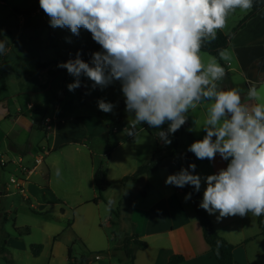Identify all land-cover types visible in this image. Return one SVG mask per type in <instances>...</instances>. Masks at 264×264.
<instances>
[{"label": "clouds", "instance_id": "clouds-1", "mask_svg": "<svg viewBox=\"0 0 264 264\" xmlns=\"http://www.w3.org/2000/svg\"><path fill=\"white\" fill-rule=\"evenodd\" d=\"M39 6L52 28H67L75 36L87 30L100 45L90 61L78 51L57 67L74 78L67 85L70 92L88 87L82 77L92 82L91 90L118 81L125 111L134 114L128 135L135 136L141 123L154 128L167 123L157 137L170 145V136L185 125L190 110L209 104L200 127L205 135L187 151L209 161L218 154L227 166L201 176L190 163L169 174L166 185L192 186L198 193L203 182L199 207L210 215L218 212L217 220L264 215V90L250 86V104L242 103L240 89L218 90L224 67L215 57L205 63L200 55L204 44L226 27L228 15L251 8L252 0H39ZM5 51L0 42V54ZM97 104L105 113L115 108L104 99Z\"/></svg>", "mask_w": 264, "mask_h": 264}, {"label": "rangeland", "instance_id": "rangeland-1", "mask_svg": "<svg viewBox=\"0 0 264 264\" xmlns=\"http://www.w3.org/2000/svg\"><path fill=\"white\" fill-rule=\"evenodd\" d=\"M38 3L39 0H0V35L7 31L12 33L7 38L8 47L0 62V160L3 155L4 161L9 163L7 168H2L0 165V182L7 185L9 190L6 199L3 200V206L12 213L7 220L8 231L11 234H14L15 226L30 228L33 225H40L44 220L51 221L53 216L61 213L62 208H65L67 212V216L62 219L65 223H61L66 229L68 222L72 221L73 223L75 219V209H70L67 204H62L58 208L49 206L46 210H39L31 206H37L35 198L31 197L28 202L25 196L20 193L27 173H22L18 169L19 163L16 162L19 161L18 158H13L12 153L8 156L6 152H8V148L12 149L14 144L19 141H24L28 146H33L42 152L41 148L48 137L46 132L36 127L38 120L33 119L31 104H43L49 116L59 115L61 120L68 122V126L71 124L69 121L71 117H83L82 124L93 136L91 144L88 142L86 144L90 145L96 154L103 152L105 147H108L109 151L115 147L121 137H125L130 125L134 123V114L125 111L124 97L118 81L103 90L99 88L91 90L92 82L82 77V84H86L88 87L82 86L74 92H70L67 85L73 82L74 78L67 73L66 69L55 77L53 76L54 71L62 70L57 67V64L69 60L68 51L77 44V41H85L88 31L81 29L79 36H75L67 28H52L49 24V17L42 15ZM15 10H19L21 14L15 13ZM251 10L252 7L247 10L236 9L230 13L227 17L226 27L221 31L225 35H229L249 15ZM69 40L71 42H68ZM224 54L227 59L221 56V60L228 67L230 74L227 75L228 77L225 75L217 82L218 90L240 89L242 103H252L247 99L249 87L256 86L258 90H264L262 81L264 72L261 71L260 74V71L257 70V64L264 60V9L236 33L231 46ZM200 55L205 63L212 57L202 52ZM217 62L221 65L218 60ZM44 63L48 65L49 69L47 72L40 73L38 65ZM245 75L252 77L254 82H246ZM88 92L90 94H86ZM99 99H104L115 105L113 112L108 114L112 117L113 128H117L119 134L113 135L108 142L102 137L103 131L108 133V129H105L103 125H101L102 128L95 125L97 113L102 112L98 109L97 101ZM58 104L62 105L60 111L56 109ZM208 107V103H202L195 110H190L187 122L170 136L172 143L167 146L157 137L158 131L167 129V123L160 128L149 127L147 123H141L136 126L135 131L143 130L140 133V138L146 134L147 130L152 131L156 147L160 146L161 155H172L177 145V159L172 163L176 173L182 166L194 163L187 157L189 153L187 149L194 141L201 140L205 135L200 127L203 126L204 120L207 118ZM6 115L11 117L6 118ZM119 119L122 122H118ZM112 123L109 124V127ZM138 144L141 145L139 138ZM60 150L58 149L52 154H59ZM71 150V147H67L64 152L67 154ZM12 152L17 155L15 150ZM84 152L85 163L87 167H90L92 154L88 151ZM41 155L43 156V152ZM81 160L84 161V157H81ZM33 161L34 164L30 169L35 166L36 159ZM83 169L85 170V168ZM71 170L74 171V168H70L69 171ZM36 171L37 175L33 176L30 182L42 189L52 188L57 193V197L66 199L73 208L78 200V198L75 199L76 195L86 196L92 193L90 176L87 173H84L83 177H78L76 173L71 174L66 170L65 162L61 159L58 166L52 170L49 166L41 164ZM49 176L50 183L48 182ZM12 179L18 182L19 187L12 183ZM139 182L141 183L138 184V181L129 183L126 201H132L136 195L140 196L145 192L146 184L143 181ZM16 190L19 191L16 193ZM26 195L28 196L29 193L26 192ZM105 214L103 213L102 224L99 220L96 221L94 231L87 232L90 235L87 243L83 244L75 238V244L70 246L73 262L64 261L63 256H68V252L67 250L65 252L63 247L61 248V258L55 260L53 264H77L75 261H82L83 256L87 258V261L82 264H130L127 257L125 258L126 254L119 247L123 245L127 235L132 233L131 208L129 206L124 215L114 209L112 220H109L107 214L104 216ZM76 217L80 216L76 214ZM79 222H81L80 225H84V218ZM72 235V232L66 230L61 236L62 244L68 243L67 239ZM97 256L100 257L99 260H96ZM0 264L7 263L0 260Z\"/></svg>", "mask_w": 264, "mask_h": 264}, {"label": "crops", "instance_id": "crops-1", "mask_svg": "<svg viewBox=\"0 0 264 264\" xmlns=\"http://www.w3.org/2000/svg\"><path fill=\"white\" fill-rule=\"evenodd\" d=\"M231 44L232 40L230 46ZM257 65V70L260 71V74L261 71L264 72V60L260 61ZM226 68L225 75L227 76L230 74V71L227 66ZM48 69L49 67L47 66V68L40 71L38 67L40 73L47 72ZM64 70L54 71L53 76L55 77ZM244 78L246 82H254L252 77L245 75ZM262 81L264 82V78ZM34 106L36 105L31 104L30 108L32 109ZM61 108L62 105L60 104L56 106L57 111H60ZM48 114L45 111V107L41 114L36 115L32 112L33 119L36 118L38 120L36 127L46 132V136H48L46 137L47 141L44 142V146L41 148L45 158H43V164L49 166L50 170H52L58 166L61 159L65 162L67 171L70 168H74V171H69L71 174L76 173L78 177H83V174L87 173L91 179L92 193L86 196L76 195L75 199L78 198V200L73 208L72 205L68 204L66 199L57 197V193L52 188L42 189L30 182L31 178L37 175V171L35 173L27 172V176H25L26 180L20 188V193L25 196L28 202L31 200V197L35 198L38 207L31 205L32 208L46 210L49 206H57L58 208L62 204H67L70 206V209H75V219L73 223L72 221L68 222L66 229L61 223H65L62 219L67 216V212L65 208H62L61 213L58 212L59 214L53 216L50 219L51 221L44 220L40 225L31 226L30 235L26 237L24 235L19 236L16 232L17 228H24V226H15L14 234L8 231L7 220L12 213L3 206V200L6 199L9 190L7 185L0 182V186H2L0 188V206L2 208H0L1 261H5L7 264H19L20 262L23 264H53L55 260L61 258V248L64 247V251L66 252L67 250L68 252V256H63L64 261L73 262L72 248L70 246L75 244L76 239L80 240L83 244L87 243L90 236L87 232L91 233L94 231L96 221L99 220L100 224H102L103 213H106L107 217L110 218L109 220H112L114 209H117L121 215H124L130 206L132 212V216L130 217L132 233L127 235V237L136 235L141 241L148 244L146 250L136 251L133 264H169L171 258L175 256H182L184 258L181 264H218L204 239L202 226L198 220L192 198L187 202L185 201V196L189 194V186L178 188L165 184L166 177L169 174L175 173L172 163L177 159V145L172 155H161L160 146L156 147L152 131L147 130L146 134L140 138V133L143 131L140 129L135 131V136H130L126 133L125 137H121L119 143L111 148L110 151L108 147H105L103 152L96 154L90 145L86 144L87 142L91 144L93 136L82 124L83 117H71L69 120L71 124L68 126V122L61 120L62 118L59 115L51 117ZM5 117L9 118L11 116L6 115ZM96 118V126L102 128L101 125H103L105 129H108V133L103 131V140H107L108 142L113 135L119 134L117 128H113L112 117L111 122H105L101 118ZM118 122H122L121 119ZM110 123H112L111 127H109ZM138 138L141 145L138 144ZM67 147H71L72 150L65 154L64 149ZM58 149H61L59 154H52ZM12 150H15L17 155ZM7 151L6 155L10 156L9 154L12 153L13 158H18L19 161L16 162L19 163L18 169L22 173L24 168L29 171L33 170L35 166L30 169L34 164L33 159L43 157L41 155L42 152H39L33 146H28L24 141L17 142L12 149L8 148ZM84 151L92 154L90 167H87L85 163ZM2 157L3 155L1 156L0 165L2 168H7L9 163L4 161ZM81 157H84V161L81 160ZM187 157L196 163L195 172L201 176L214 174L219 169L225 168L228 163L222 160L218 154L214 161L197 159L191 152L187 154ZM152 158L160 163L158 169L150 175L141 176L136 181L129 182L134 183L138 181L139 184L141 183L139 181H143L146 184L145 192L140 196L139 194L136 195L132 201H126L128 199L129 183L123 184V179L135 173L140 166L148 163ZM1 162H4L5 166H2ZM105 162L106 164H104ZM102 164L106 168L111 187L103 194V200L93 203L99 197L98 188L95 184V173ZM188 165L184 167L186 168ZM49 179L50 176L48 178V182L50 183ZM205 186L202 182L200 192H198L200 202L203 198ZM18 191L16 190V193ZM26 192L29 193L28 196ZM206 213L214 224L218 234L237 247L234 251V264H264V236L261 235L257 216L249 213L244 217L237 215L217 220L218 212L214 215ZM76 214L80 217H76ZM82 218L85 220L84 225L79 224L81 223L79 220ZM66 230L72 232L73 235L67 239L68 243L63 245L61 236ZM249 239L252 240L244 244ZM33 244L43 246L42 253L38 258L34 257L31 253L30 246ZM70 249L71 256L69 255ZM127 261L129 262L128 259ZM75 262L77 264L84 263L83 261Z\"/></svg>", "mask_w": 264, "mask_h": 264}, {"label": "trees", "instance_id": "trees-1", "mask_svg": "<svg viewBox=\"0 0 264 264\" xmlns=\"http://www.w3.org/2000/svg\"><path fill=\"white\" fill-rule=\"evenodd\" d=\"M39 5V3H38ZM264 9V0H252V10L247 15L242 22L235 28L229 35H225L221 29L217 31V37L215 40H212L210 42H206L204 46L201 48L202 53H207L211 55L212 57H215L224 67L226 70L225 64L222 63L221 60V52L226 51L229 46L230 42L233 39V37L236 35V33L241 30L248 21L255 18L258 13H260ZM42 11V15L45 16L46 14ZM15 13L21 14L19 10H15ZM30 15V13L26 12ZM12 35L10 31L4 32L0 35V42L5 43V47H8V41L7 38H9ZM100 45H98L96 42L92 40L91 33L87 32V38L85 41H77V44L71 48L68 51L69 59H74L76 56V53L79 51L81 53V58L83 60L90 61L91 59V53L95 51H100ZM3 58V54H0V62ZM47 64H39L38 67L40 71L47 68ZM44 106L42 104L36 105L32 108V112L36 115L43 113ZM96 117L103 119L105 122H111V117L108 113L105 112H99L97 113ZM160 166V163L156 161L154 158H152L148 163L140 166L137 171L127 177H125L122 181L123 184H127L132 181H136L141 176L150 175L153 173L158 167ZM95 184L98 188L99 197L96 198L93 203H97L100 200H103V194L111 187V182L108 179V174L106 171L105 166L102 164L98 167L95 173ZM188 192L192 193V201L194 203L198 220L202 226L203 235L206 243L209 245L212 253L214 254L218 264H234V251L236 250V246L229 243L225 238H223L221 235L218 234V232L215 230L214 224L212 223L211 219L207 215V213L199 207L200 201H199V193L195 192L192 186L188 187ZM258 224L259 228L261 230V235L264 236V215L258 217ZM16 232L19 236L30 235V228L24 227V228H17ZM252 239H249L244 242L246 244L247 242L251 241ZM148 248V244L144 241H141L138 236H131L127 237L124 240L122 251L126 254L127 259L131 264H133L135 259V253L136 251H143ZM31 253L34 257L38 258L43 250L42 245H31L30 246ZM5 251V249H3ZM69 255L71 256V249L69 251ZM82 261H87V258L85 256L82 257ZM184 261V258L182 256H175L172 257L169 264H181Z\"/></svg>", "mask_w": 264, "mask_h": 264}, {"label": "built area", "instance_id": "built-area-1", "mask_svg": "<svg viewBox=\"0 0 264 264\" xmlns=\"http://www.w3.org/2000/svg\"><path fill=\"white\" fill-rule=\"evenodd\" d=\"M44 163V159H43V157H39V158H37L36 159V162H35V167L33 168V170H31V171H29L28 169H23V172L24 173H31V172H33V173H35L36 172V170H37V168H38V166H40L41 164H43ZM1 164H2V166H5V163L4 162H1ZM12 183H14V184H16L18 187H19V184H18V182L16 181V180H14V179H12ZM100 259V257L99 256H97L96 257V260H99Z\"/></svg>", "mask_w": 264, "mask_h": 264}]
</instances>
